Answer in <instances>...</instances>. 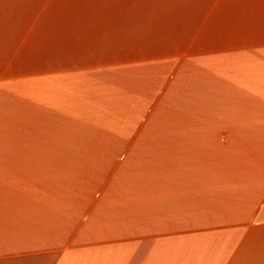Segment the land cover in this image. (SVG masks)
<instances>
[{
    "label": "crops",
    "instance_id": "1",
    "mask_svg": "<svg viewBox=\"0 0 264 264\" xmlns=\"http://www.w3.org/2000/svg\"><path fill=\"white\" fill-rule=\"evenodd\" d=\"M165 1L0 0V264H264V0Z\"/></svg>",
    "mask_w": 264,
    "mask_h": 264
},
{
    "label": "rangeland",
    "instance_id": "2",
    "mask_svg": "<svg viewBox=\"0 0 264 264\" xmlns=\"http://www.w3.org/2000/svg\"><path fill=\"white\" fill-rule=\"evenodd\" d=\"M61 1V0H58ZM118 1L119 0H110V9L113 11H117V9L121 8V6H118ZM137 1V0H136ZM141 4L136 6L135 8H139V10L141 11L140 14L143 16V20H146L148 23L154 22L156 21V17H159L161 15H164L168 10L171 9L170 5H169V1H165L164 0H138ZM132 3V0H126V6L127 9H129L131 11V7L129 6V4ZM128 13V11H127ZM150 18L154 21H150ZM143 32H149V26H147L146 24H144L143 22ZM145 34V33H143Z\"/></svg>",
    "mask_w": 264,
    "mask_h": 264
}]
</instances>
